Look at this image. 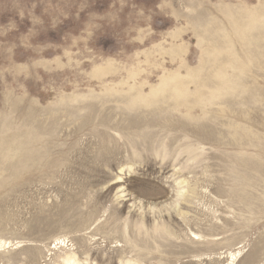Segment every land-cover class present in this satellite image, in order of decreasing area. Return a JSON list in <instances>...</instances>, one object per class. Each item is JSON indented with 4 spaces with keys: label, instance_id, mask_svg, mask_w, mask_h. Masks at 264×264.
<instances>
[{
    "label": "rangeland",
    "instance_id": "1",
    "mask_svg": "<svg viewBox=\"0 0 264 264\" xmlns=\"http://www.w3.org/2000/svg\"><path fill=\"white\" fill-rule=\"evenodd\" d=\"M0 264H264V0H0Z\"/></svg>",
    "mask_w": 264,
    "mask_h": 264
},
{
    "label": "bare ground",
    "instance_id": "2",
    "mask_svg": "<svg viewBox=\"0 0 264 264\" xmlns=\"http://www.w3.org/2000/svg\"><path fill=\"white\" fill-rule=\"evenodd\" d=\"M190 236H191L193 239H195V240H199V237H198L197 235L193 234V233H190ZM239 255H240V251H237V252L234 253V254H230V255H229V258L231 259V262H232V261H235L236 258H237Z\"/></svg>",
    "mask_w": 264,
    "mask_h": 264
}]
</instances>
